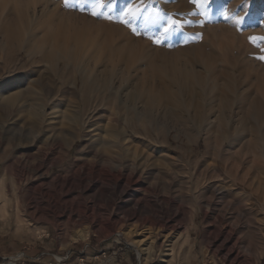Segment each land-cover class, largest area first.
I'll return each instance as SVG.
<instances>
[{
  "label": "rangeland",
  "instance_id": "obj_1",
  "mask_svg": "<svg viewBox=\"0 0 264 264\" xmlns=\"http://www.w3.org/2000/svg\"><path fill=\"white\" fill-rule=\"evenodd\" d=\"M172 1L165 5L168 8L162 17L163 22L169 20L166 15L180 13L181 0ZM48 2L49 6L40 4L39 8L53 9V0ZM104 2L109 4L111 0ZM138 2L139 0H116L117 18L110 15L112 19L105 18L104 8L96 9L103 11L98 17L91 14L92 5L97 0L90 4L91 7H88V3L83 7L77 0H70L71 6L65 7L64 0H58L57 11L88 20L95 27L102 26L103 30L98 35L101 41L114 48L118 45L125 48L121 55L116 56L115 63L130 72L129 84L132 87L139 83L151 85L155 80L156 83L164 82L170 87L171 84L175 85L178 104H164L154 112L159 126L156 131L158 148L154 149L159 150V153L153 152L154 143L148 137L138 145L131 143L133 150L141 151L137 168L132 167L135 157L127 152H121L120 160L129 171L135 170L145 187L154 188L157 196H137L143 204L148 205L156 199L161 204L173 202L171 212L178 210L180 213L179 217H172L170 221L176 228L172 230L153 224L150 222L153 216L147 209L138 211L134 218L128 217L127 214L134 206L131 199L137 192L136 187H132L127 181L122 185L131 190L130 196L123 201L119 200V207H113V211L112 207L107 209L103 196L96 203L75 194L58 199L44 194L38 197V201L30 200L31 188H28V183L22 187L23 197L17 199L12 193V186L8 184L10 200L4 203L3 183L0 181V264H224L227 253L230 260L235 259L233 264H264V186L260 188L256 182L255 198L242 197L238 192L243 189L237 183L232 185L227 174L234 162H243L244 166L246 162L255 163L256 160V167L264 168V132L255 136V128L264 129V92L255 84L259 74L264 73V60L259 59L264 56V40L258 39L255 43L250 40V37H264V13L257 0H189L195 12V16L191 15L195 20L189 24L193 28L188 29L185 24L188 17L182 18L179 15L178 19L173 18L172 20L180 22L179 27L174 26L180 33L170 41L166 37H156L151 32H145L141 20L137 25L121 22L128 17L120 15V9L126 5L137 6ZM210 2L213 5L212 11L205 7ZM150 3V0L146 1L139 7L144 10L146 6L144 11L148 14L152 12L162 16V11ZM172 5L175 6L171 8ZM233 6L240 11L246 7L252 10L254 22L248 24L247 29H236L233 25L217 21L219 16L226 17L225 13L228 16ZM10 14L11 20H14L15 12ZM53 20L56 21L54 18ZM58 22L62 21L59 19L57 24ZM133 28L136 32H133ZM97 34L94 31L91 36L95 37ZM157 39L162 43H155ZM11 51V65L5 70L4 59L0 55V82L7 75L17 80L23 72L27 75L25 85L32 84L36 87L39 84L31 82V79H36L37 72L45 73V85L55 75L50 66L40 63L39 55L32 56L35 60L32 63L26 50L13 47ZM91 61L94 64L95 61ZM207 61L211 68H207ZM77 63L74 65L79 66ZM97 67L102 68L103 65L97 64ZM103 68L107 69V66L104 65ZM107 70L113 76H119L116 70L110 71V66ZM187 71H193L197 75L194 89H190L192 87L189 81L182 75ZM59 84L60 81H57V85ZM78 86H82L80 78ZM219 95L231 99L229 109L221 110L218 107L216 97ZM27 96L30 97L26 103V113H23L26 117L23 124L26 131L24 135L12 136L11 143L2 137V133L6 132V128L12 130L19 116L13 111L5 112L0 105L2 173L6 172L5 168L9 165L13 171L26 169L27 173L22 179L26 182L31 174L34 157L38 153H46L47 158L57 161L48 174L40 176L44 183H50L58 176L71 177L72 169L82 164L84 157L93 159L97 151L92 152L88 148L81 152L87 144L83 139L77 140L72 147L66 145L68 142L61 137L57 141L62 145L54 143L53 139L56 138L52 136L51 130L56 125V120L51 121L52 117H46L41 124L36 122L41 127L33 132L31 123L35 121V117L29 113L33 99L48 104V113L52 105L60 102L59 99L48 101L45 94L27 93ZM219 114L225 126L226 122H230L235 127L234 134L227 135V127L223 129L215 126L218 125L217 121L208 131L213 139L218 140L216 143H221L220 149L225 153L224 158L226 157L224 161L213 156L204 158L208 127L205 120L210 115ZM178 116L180 119H177ZM180 121L193 124L197 129L195 134L191 128L181 133ZM242 129L246 131L244 135L240 133ZM250 138L254 143L249 141ZM233 140L236 143L232 147ZM241 145L242 148L239 149ZM66 152L68 154L61 160ZM166 152L172 157H167ZM261 177L264 179L263 175ZM101 184L110 189L114 187L115 181L105 179ZM43 189L53 191L54 187L43 186ZM207 214L211 217L208 218ZM221 214L224 215L223 221L210 225L213 218ZM164 216L163 213H157L155 217ZM210 232L220 236L217 243L223 245L221 253L216 252L215 246L208 245L205 236H209Z\"/></svg>",
  "mask_w": 264,
  "mask_h": 264
},
{
  "label": "bare ground",
  "instance_id": "obj_2",
  "mask_svg": "<svg viewBox=\"0 0 264 264\" xmlns=\"http://www.w3.org/2000/svg\"><path fill=\"white\" fill-rule=\"evenodd\" d=\"M93 1L94 0H89L88 7H91L90 4ZM124 1L129 2V0ZM146 1L148 2L149 0H139L138 5H136L142 6ZM150 1V4L156 5L158 9L162 11V16L156 13L152 14V12L148 14V12L144 11L146 10L145 6L144 10L141 8L142 10L138 18L132 19L128 17V19L132 24H136L141 20L145 26V32H151L156 37H166L168 40L172 41L180 31L175 27V31L165 34L163 28L166 26L167 21L163 22L164 18H162L166 13V8H168L165 5H169L172 0ZM173 2L174 1L171 3ZM181 2L182 6L179 9L180 13L178 12V15L169 14L165 17L167 19H178L179 15H181L182 18L183 16L188 17L185 24L189 29L192 27L189 24L193 23V20H195L191 18V15L192 17L195 16V12L189 0H181ZM104 3L105 5L108 4V2ZM40 4L49 6L48 0H0V55L4 59L3 69L5 70L10 67L12 61L11 49L13 47H18L28 52L32 63L35 62L32 56L39 55L41 58L40 63L44 66H50L55 73V75H52L53 77L51 76L49 78V81L45 85V73L37 72L36 76L38 78L31 79V82L39 84V86L36 87L32 84L28 86L25 85V77L27 75L23 72L17 80H14L10 75L4 77L0 82V105L7 113L12 111L16 112L19 119L17 118L18 120H15L12 130L6 128V132L2 133V137L11 143L12 136L24 135L26 128L23 127V124L25 123L26 117L23 113L25 112V108L27 107L26 103L30 97L27 96V93L34 95L45 94L48 101H50V99H59L60 103L52 105L48 113V104L33 99L34 102L30 105L31 109L29 113H31L30 116L33 115L35 117V121L31 123L33 125L31 130L34 132L37 131L36 128L41 127L36 122L41 124L45 121L46 117H52L50 119L51 121L56 120V125L52 126L51 130L52 136L56 138L53 139L54 143L62 145L57 141L58 137H61L68 142L66 145L72 147L73 143L77 140L83 139L87 144L80 150L81 152L83 149L88 148L91 149L92 152L93 150L97 152L94 153L93 159L84 157L82 164L72 169L70 173L71 177L58 176L55 177L56 179L51 180L50 183H44L40 176L42 177L48 174L57 159L50 160L47 158L46 153H38L34 157L31 162L33 165L31 167V174L30 177L26 179V182L22 180L27 173L26 169L19 168L13 171L9 165L5 168L6 172L2 173L0 165V181L3 183L2 200L4 203L10 200L9 196L11 193L8 194V192H10L7 190L8 184L12 186V193L15 196L14 198L17 199V197H23L22 187L25 183H28L30 186L28 188H31L29 193L30 200L38 201V197L44 194L54 199L66 198L70 197V194H75L77 197H87L86 200H91L96 203L100 202V196H103L107 202V209L109 210L112 207L113 211V207H119V203H117L119 200L123 201L125 197L130 196L131 190L126 188L125 185H122L124 181H127L132 187H136L137 192L131 199V203H133L134 206L127 216L134 218L138 215V211L146 209L153 217H155L157 213H163L165 215L163 218L151 217L152 219L150 222L153 224H160L172 230L175 229L176 226L172 225L170 221L172 217H179L180 213H178V210L171 212L173 202L167 201L161 204L158 202L159 199H156L149 202L148 205L143 204L141 199L137 196L145 197V194L157 196L154 188H152V186L145 187L140 178L136 176L135 170L129 171L123 165L122 159L120 160L121 152H127L130 156L135 157V161L132 162V167H136L137 159H139L141 151L137 152L133 150L131 148V143L138 145L148 137L151 138V141L154 143L152 145L153 152L155 154L159 153V150L154 149L158 148L156 131L159 127L154 112L161 105L178 104V91L174 89L175 85L171 84L170 87L164 82L156 83L155 80L152 84L149 83L151 85L139 83L132 87L129 84L130 72L123 69V66L119 64L116 65L115 63L116 56L121 55L125 48L122 45H118L114 48L112 45L101 41L98 35H100L103 30L102 26L100 28L99 25H96L97 28L94 26L95 24L88 22V20H81L74 15L58 12V0H53L52 4H55V7L50 10L47 9L48 7L43 6V8H39V6H41ZM257 4L264 13V0H257ZM85 6L87 5L84 4L83 7ZM174 6L175 5H172L171 8ZM205 7L208 11H212V2L206 4ZM116 10L117 6L115 9L105 7L104 11L106 15L104 16L111 15L115 18ZM12 12L16 14V17H14L15 19L13 18L14 20H11L12 14L10 13ZM53 18L56 21H54ZM58 18L62 22H58L57 24ZM153 20H157L158 22L152 23ZM238 20L240 21L239 23L237 22ZM217 21L221 24L233 25L236 29L241 27L245 30L248 24L254 22V14L248 7L240 11L238 7L233 6L230 8L227 17L219 16V20ZM94 31L98 34L92 37L91 35ZM188 37L190 38V35ZM91 60H94V64H96L94 65L91 63ZM75 62H78L79 64H77L79 66H75ZM205 63L207 64V68H211L208 61ZM97 64L103 65V67L105 65L107 69L110 66V71L116 70L119 76H113L108 72L109 70L103 67H97ZM182 75L184 79L189 81V85L192 87L190 89H194L193 85L196 84L197 75L193 71L184 72ZM79 78L82 83L80 88L78 86ZM57 81H60L59 85H57ZM54 83H56V85H54ZM255 84L264 92V73L259 74ZM216 99L218 101V107L221 110L223 108H228L231 103V99L223 95L217 96ZM198 105L199 104H197V106ZM177 119H180L179 116ZM220 120V114L210 115L207 117V120H205L208 127L206 126L207 149L204 158L213 156L216 157L217 160L220 159L223 161L226 158H224L225 153L223 154L220 149L221 143H216L218 140L216 141L213 139L208 132L218 121V125L215 126L222 127L223 129L227 127L225 128L227 135L234 134L235 129L233 128L235 127H232L233 124L226 122L225 126L224 121ZM180 123L181 127L179 131L181 133L188 131L190 128L193 129L192 131L194 134L197 131L196 127L190 122L180 121ZM213 129L215 128L213 127ZM244 132L246 131L243 130L240 133L244 135ZM263 132L264 129L255 128V136ZM249 141L253 142L251 138ZM235 143L236 141H231L232 147ZM256 144L257 142L255 139V145ZM241 148L242 145L239 149ZM67 154L66 152L61 160H63ZM80 155L83 156V154ZM116 155L119 157H116ZM166 155L167 157H172L169 152H166ZM230 159L232 160V158ZM252 162L253 161H248L244 166L242 165L243 162H234L227 174L228 177L231 178L230 182L232 185L237 183V186L243 189L241 192H238L239 195L253 199L255 198L256 182L258 187L261 188L264 186V179L261 177L262 175L264 176V168L261 169L256 167V160L255 163ZM253 164H255V166ZM105 179H113L115 181L114 187L108 189L102 186L101 183ZM43 186H50V188L53 186L54 189H52L53 191L49 189L44 190ZM123 186H125V188ZM98 205L97 207H99ZM97 210L99 212L101 211L99 208H97ZM207 217L209 218L211 216L207 214ZM223 219L224 215H217L213 218L210 225H215L217 221L222 222ZM208 235L209 236H205V239L208 240V245L210 247L215 246L216 252L221 253L223 251V245L221 246L217 243V238L220 236L214 235L211 232ZM186 239L189 240L188 238ZM234 260H230L229 253L224 256V264H233Z\"/></svg>",
  "mask_w": 264,
  "mask_h": 264
},
{
  "label": "snow or ice",
  "instance_id": "obj_3",
  "mask_svg": "<svg viewBox=\"0 0 264 264\" xmlns=\"http://www.w3.org/2000/svg\"><path fill=\"white\" fill-rule=\"evenodd\" d=\"M89 2V0H77V3H79L80 5H84L87 4ZM193 2H195V0H193ZM64 5L65 7H69L70 5V0H64ZM93 7V11L91 12V14L93 16H98L101 15L102 13L99 11H96V9H103L105 7L109 8V9H115L116 8V0H111V3L105 5L104 0H97V3H94L92 5ZM83 7H81V11H83ZM140 12L141 9L139 6H133V5H126L124 8L120 9V15L124 16V17H131L132 19H136L140 16ZM225 16L227 17V13H225ZM106 19H112L111 16H106ZM122 23L125 24H129L130 20L129 19H124L121 21ZM157 20H153L152 23H157ZM238 23L240 22L239 20L237 21ZM180 26V22L176 21V20H172L169 19L166 22V26L163 28V31L165 34H168L169 32L175 31V28ZM133 32H136V29L133 28L132 29ZM139 34V33H137ZM264 40V37H250V40H252L254 43L256 42V40ZM155 43L160 44L162 43V41H160L159 39L155 40ZM259 59L264 60V56L259 57Z\"/></svg>",
  "mask_w": 264,
  "mask_h": 264
}]
</instances>
